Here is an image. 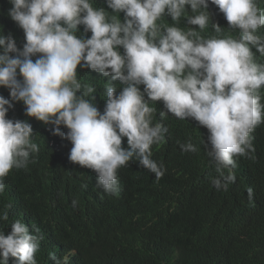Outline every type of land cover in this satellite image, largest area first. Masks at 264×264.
Listing matches in <instances>:
<instances>
[{
	"label": "clouds",
	"instance_id": "9594fccd",
	"mask_svg": "<svg viewBox=\"0 0 264 264\" xmlns=\"http://www.w3.org/2000/svg\"><path fill=\"white\" fill-rule=\"evenodd\" d=\"M105 2L111 12L94 0H9L7 15L25 42L19 47L0 29V87L10 93V99L0 95V194L6 176L34 162L38 126L53 134L51 144L58 146L60 136L70 141L69 161L93 170L96 187L110 196H119V172L129 162L159 180L166 171L159 151L169 140L167 116L201 131L211 185L233 191L243 163L256 159L264 143V57L256 58L264 56V6L259 0ZM210 4L228 22L227 32L213 22ZM210 23L213 34L204 35ZM83 70L101 86L100 99L79 78ZM14 102L24 104L36 126L8 117ZM177 143L184 153L199 151L193 138ZM247 192L251 202L253 189ZM18 218L10 233L0 231V264L10 258L37 264L41 229ZM0 220H9L7 211ZM75 254L49 258L70 264Z\"/></svg>",
	"mask_w": 264,
	"mask_h": 264
},
{
	"label": "trees",
	"instance_id": "16d2710c",
	"mask_svg": "<svg viewBox=\"0 0 264 264\" xmlns=\"http://www.w3.org/2000/svg\"><path fill=\"white\" fill-rule=\"evenodd\" d=\"M94 4L112 11L105 0H94ZM259 6L263 9L264 0H259ZM11 7L9 0H0V29L12 33L22 48L24 32L7 15ZM209 11L213 22L227 32L228 22L219 9L210 4ZM163 22L172 23L170 17ZM185 24L182 20L180 26ZM260 33L264 34V26ZM203 34H213L211 23ZM262 57L256 53L257 60ZM78 73L82 83L96 87L95 96L100 99L101 86L84 76L89 71ZM0 95L10 99L5 87H0ZM14 105L9 118L37 125L34 117L25 114L22 102ZM165 124L169 140L159 151L164 175L156 180L129 162L119 172L118 197L96 187L93 170L69 161L70 141L60 136L58 146L51 144L53 134L38 126L33 134L39 146L34 162L4 178L0 214L7 211L9 220H0V231L10 233L18 217L29 219L30 230L32 224L38 226L44 239L37 264H55L49 253L63 257L69 250L76 252L70 264H264V143L258 144L256 159L243 163L235 189L217 191L210 183L214 172L201 131L190 121L171 116ZM189 138L198 145L197 153H184L177 143ZM248 187L253 189L251 202ZM9 264H15V258Z\"/></svg>",
	"mask_w": 264,
	"mask_h": 264
},
{
	"label": "bare ground",
	"instance_id": "6f19581e",
	"mask_svg": "<svg viewBox=\"0 0 264 264\" xmlns=\"http://www.w3.org/2000/svg\"><path fill=\"white\" fill-rule=\"evenodd\" d=\"M200 242H202V241H200ZM199 246V245H198Z\"/></svg>",
	"mask_w": 264,
	"mask_h": 264
}]
</instances>
